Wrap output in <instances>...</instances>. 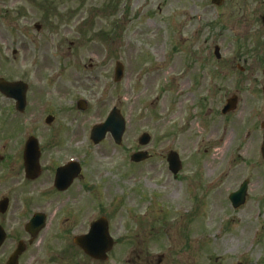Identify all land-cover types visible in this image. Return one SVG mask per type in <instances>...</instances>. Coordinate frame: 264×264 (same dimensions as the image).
<instances>
[{"label": "rangeland", "instance_id": "obj_1", "mask_svg": "<svg viewBox=\"0 0 264 264\" xmlns=\"http://www.w3.org/2000/svg\"><path fill=\"white\" fill-rule=\"evenodd\" d=\"M213 11L203 0H0V78L29 87L24 114L0 96V154L16 152L25 129L43 126L37 135L51 145V158L53 145L63 147L59 160L79 156L83 173L101 182L100 204L110 207L113 231L120 227L123 237L138 233L145 240V223L157 219L153 239L142 246L152 247L160 264H264L262 167L245 164L253 145L236 148L239 135L232 141L217 114L235 81L239 88L245 84L236 64L244 67L246 59L252 69L260 59L228 46L246 32L247 23L226 8L217 23ZM214 45L220 48L218 62ZM116 61L124 66L118 83ZM87 75L95 80L83 81ZM88 92L87 110L77 112L75 101L88 99ZM112 106L126 121L122 144L107 135L93 145L88 132ZM49 112L56 117L53 127H69L67 139L48 134ZM143 132L151 138L145 147L137 143ZM138 149L152 160L133 166L129 155ZM169 150L185 167L176 179L164 161ZM244 179L246 204L234 210L228 195ZM209 185L214 187L208 191ZM72 205L85 203L76 199ZM96 205L91 201L86 207L92 211ZM135 218L137 225L131 222ZM129 244L134 243L117 246L108 264H124ZM11 247L6 243L1 249L0 264ZM49 253V245L43 247L37 264Z\"/></svg>", "mask_w": 264, "mask_h": 264}, {"label": "flooded vegetation", "instance_id": "obj_2", "mask_svg": "<svg viewBox=\"0 0 264 264\" xmlns=\"http://www.w3.org/2000/svg\"><path fill=\"white\" fill-rule=\"evenodd\" d=\"M206 1L209 2V0ZM224 8L229 15H238L239 19L247 23L246 26H243L244 29L246 28V32L236 41L229 42L228 46L234 52L237 49L241 52L257 54L260 59V66H253L252 69L251 67L246 68L251 64L246 59L243 61L244 67L236 64L237 71L244 75L245 84L239 88L236 87L239 84L235 81L236 85H232L230 93L238 97L237 108L234 112L224 116V119L228 120L229 135L233 141L235 137L234 124L236 123L233 117H237L238 134H244L245 148H251L253 145L252 158L249 160L248 157V164L262 165L263 160L259 153V147L264 136V0L252 4L251 0H223L217 9ZM254 27L256 28L253 29ZM197 38L199 39V36L194 37L192 42L195 43ZM82 80L90 82L95 80V76H83ZM89 97L88 92V100H90ZM44 128L48 130V134L50 131L64 134L60 137L64 140L71 134L69 127L44 126ZM42 129V126L33 125L29 131L24 132V134L34 136L38 141L40 172L37 177L28 179L24 173L22 155L27 135L22 136V141L18 143L16 152L8 155V159L3 158L0 161L2 167L0 169L6 171L0 174L4 178L1 195L8 198L7 208L0 212V227L5 236L3 244L8 243L16 246L20 243L24 247L18 258V264H37L39 262L38 253L47 245L50 247V253L41 259V264H108L113 260V253L117 246L127 240H132L135 245L130 246L129 253L126 254L128 256L126 263L160 264V260L156 261L155 256L149 251L153 250L152 247L142 246L145 241L149 244L153 239L155 231L153 219L146 222V230L149 232L145 230L147 235L145 240L140 239L138 233L129 239V237H123L118 233L120 227L112 230V222L109 217L110 207L107 209L106 205L98 204L92 211L86 207L92 198L95 201H100L101 192L97 186L99 187L98 183L101 182H94L82 172L65 190L60 191L56 188L55 173L58 167L64 164L63 160L58 159L63 147L60 149L52 147L55 149V153H52L53 158H51V154L47 152V147L51 145L44 143L41 136L37 135V132H42ZM47 139L53 141L49 136ZM151 160L152 157L148 159V161ZM57 162L62 163L58 164ZM4 164L7 165L5 168ZM137 165L139 164L135 166ZM184 168L182 165L183 170ZM262 174L261 170L260 176ZM261 193L264 197V191ZM84 194H87L89 198H86ZM76 199H82L85 205L82 207L72 205ZM37 213L46 216L45 227L39 232L35 231L34 226L27 230L26 224ZM98 220L107 223L109 235L113 238V246L106 260H101L100 257L92 258L84 254L82 248L76 243V240L89 234L91 226ZM137 220L138 218H135L131 222L137 225ZM53 245H55V249L52 251ZM126 251H128L127 248ZM44 252L47 253L45 250Z\"/></svg>", "mask_w": 264, "mask_h": 264}, {"label": "water", "instance_id": "obj_3", "mask_svg": "<svg viewBox=\"0 0 264 264\" xmlns=\"http://www.w3.org/2000/svg\"><path fill=\"white\" fill-rule=\"evenodd\" d=\"M217 54H218L217 49H215V55ZM121 76H122V66L120 64H117L115 68V81L120 80ZM0 92L6 97L14 98L17 103V109L19 111L23 110L24 105H25L26 85L22 83H6L0 80ZM229 103H233V100L228 102V104ZM77 106H78V109L80 110H83L85 108V105L82 102L78 103ZM226 110H228V105L226 107ZM46 121L47 123H49L51 121V118H47ZM106 132L111 133L113 139L115 140L117 144L120 143L121 136L124 132V120L119 115L118 111L113 110L110 114V117L107 119V121L103 125L97 126L92 130L91 139L93 140V142L98 143L104 138ZM148 140H149V137L146 134H144L140 138V143L146 144ZM26 150H28L29 153L28 152L25 153V158L30 157L31 160H33L35 164L38 159V151H37L35 141L33 139L29 141L28 145L26 146ZM145 157H146L145 153H137V154L132 155L131 159L134 161H140L144 159ZM168 163H169V169L175 174L179 170L180 165L178 161V156L174 152H171L168 155ZM75 171L77 172L78 168H76ZM244 189H245V184L242 187V189H240L237 193L232 194L230 196V199L232 200L234 206H237L242 202V199L244 196ZM95 228H96V231L98 230L97 236H95V233H96V231H94ZM92 233L96 239H99L106 235V230H105V227L101 228L100 230L99 228L96 227V225H94ZM1 239L2 237H0V241ZM90 245L92 246L93 244L90 243ZM20 250L21 249H19L18 251L20 252ZM15 257L16 255H14L13 259H15ZM11 264H16V261L12 260Z\"/></svg>", "mask_w": 264, "mask_h": 264}, {"label": "bare ground", "instance_id": "obj_4", "mask_svg": "<svg viewBox=\"0 0 264 264\" xmlns=\"http://www.w3.org/2000/svg\"><path fill=\"white\" fill-rule=\"evenodd\" d=\"M160 74H161L160 72L155 73V74L153 75V78H154V79L158 78V76H160Z\"/></svg>", "mask_w": 264, "mask_h": 264}]
</instances>
